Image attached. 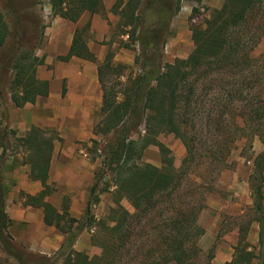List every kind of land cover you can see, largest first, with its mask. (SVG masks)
<instances>
[{"label":"trees","instance_id":"16d2710c","mask_svg":"<svg viewBox=\"0 0 264 264\" xmlns=\"http://www.w3.org/2000/svg\"><path fill=\"white\" fill-rule=\"evenodd\" d=\"M50 1L53 15L72 23L84 13L94 15L101 9V0ZM181 1L119 0L115 4L119 27L130 28L129 40L136 36L140 42L142 61L135 60L141 68L122 98L105 86L106 78L116 69L110 53L97 68L102 105L93 135L106 138L100 149V179L110 178L113 206L108 218L94 222L92 208L98 204L100 193L110 190L98 189L100 179L94 180L80 219L69 217L65 209L59 214L43 204L44 223L55 226L64 236L59 250L44 256L28 253L13 242L7 232L11 222L5 215L0 190V249L18 264H211L213 249L204 255L198 244L204 235L199 216L206 208L207 184L227 168L232 144L241 139L250 152L247 183L252 216L239 227V242L231 261L225 264H264V149L253 153L251 145L257 138L264 146V50L254 55L264 36V0H224L222 7L203 21V28L190 29L194 49L188 60L163 63L161 48ZM147 15L154 23L144 28ZM86 29L75 30L62 61L72 57L95 60L83 40ZM8 36V25L0 11V48ZM14 59L9 87L12 104L21 107L36 97H45L48 84L36 77L44 56L39 58L28 51L19 52ZM141 127L143 134L139 133ZM11 134L15 137L14 132ZM161 134H172L185 147L178 169L171 151L158 141ZM5 135L3 132L0 140L2 155ZM55 139L48 131L33 127L19 141L27 153L30 178L43 187L37 197H30L37 204L50 193L47 179ZM14 142L17 147L16 138ZM150 146L158 149L160 167L143 162ZM123 200L132 212L121 204ZM252 223L258 225L254 247L246 244ZM93 225L96 231L91 243L100 251L89 257L73 246Z\"/></svg>","mask_w":264,"mask_h":264},{"label":"rangeland","instance_id":"374dc122","mask_svg":"<svg viewBox=\"0 0 264 264\" xmlns=\"http://www.w3.org/2000/svg\"><path fill=\"white\" fill-rule=\"evenodd\" d=\"M126 1L123 0V3ZM43 2L44 0H0V11L5 16L9 29V36L5 44L0 48V140L4 132L6 135L2 143L6 148L3 155L5 157H11L19 151L15 146V137L11 134L15 130L9 118V111L13 108V104L9 100V87L12 78L10 67L13 64L12 62H14L13 59L19 52L32 51L39 58L46 56V54L48 55L50 39L63 23L56 16L53 26L49 27L46 24V20L43 18ZM118 2L119 0H102V10L100 9L98 14H96L101 22H87L84 26H80L79 21L76 23L71 22L68 28H70V32L73 31L74 33V30H82L87 26L83 34V40L89 44L94 54L101 55L103 58L109 53L111 54L112 67L116 69L114 73L109 74L106 78L105 86L107 89H113L118 94V97L122 98L121 94H123L124 89L129 86L130 81L137 76L139 68H141L140 64L135 65L134 62L138 60L141 63L142 59L138 51L141 52L142 48L140 42L135 40L136 36L132 39L133 41L129 40L128 34L132 32L130 28L121 29L119 27L120 17L118 11L114 9L115 4ZM223 3L224 0H202L200 3H196L193 0H182L179 4V11L171 20L170 34L166 39V43L161 48L162 62L175 64L188 60L194 49L190 29L193 27L203 28V21L209 18L213 10H219ZM153 23V17L147 15L144 28ZM138 30L139 28L137 32ZM134 35H137V33ZM263 50L264 36L254 55H260ZM51 60L50 64H44L37 68L36 76L44 78L49 76L50 71L55 72L57 68V63H55L57 61L56 57H53ZM77 66V68H81L80 65ZM85 78L89 84V76ZM78 90L79 88H77V92ZM96 112L93 111V114ZM78 113V111H70L69 116L64 115L57 118L50 113L48 120H52L55 125L48 128L50 130L49 134L56 138L55 143L59 145V151L63 149L68 150L73 153V157L77 161L93 165L83 167L85 172L83 169V173H81L82 177L88 178V174H90L89 181H91L93 173L94 180L100 179L102 160L100 149L105 145L106 138L90 134L92 127L86 125H83V127L73 126L71 121L77 119L73 117ZM95 117H97L96 119L99 118L96 115ZM73 133H79L78 137L74 138ZM139 133H144L143 127L139 129ZM158 141L171 151L174 160L173 165L178 169L186 154L182 142L172 134H161L158 137ZM244 144L245 141L243 139L232 144L227 158V168L221 171L213 182L207 184L206 208L199 216V225L204 229V235L198 244L204 255H207L213 249V258L218 246H225L227 244V246L229 245L234 248L240 238L238 233L239 227L245 226L252 216L250 213L252 201L250 199V205L247 204L250 196L247 197L245 187L242 185L244 193L239 195L231 193V188H229L235 182L237 183V180H245L250 174L251 163L247 159L250 152L245 150ZM95 145L98 148L96 153L94 152ZM251 145L253 153H259L264 149L263 144L257 138H254ZM0 155L2 154L0 153ZM143 162L160 167L158 149L150 146L144 153ZM91 167H93L92 170L88 171ZM98 183V189L109 187L110 190L100 193L99 203L92 208L91 215L95 223L98 220L108 218L109 214L107 216H104V214L113 206L111 197L113 188L110 186V178L106 176L100 179ZM121 204L132 212L126 201L123 200ZM95 231V225L84 230L91 244V250L89 251L91 256L97 255L94 254L96 250L100 251L97 246H93L91 243ZM257 232L258 229L256 230ZM246 244L250 247H254L257 244L255 239L251 240L250 231L247 234ZM251 249L249 248V250ZM0 264L2 263L0 262ZM211 264H213V259Z\"/></svg>","mask_w":264,"mask_h":264},{"label":"crops","instance_id":"0c3cea01","mask_svg":"<svg viewBox=\"0 0 264 264\" xmlns=\"http://www.w3.org/2000/svg\"><path fill=\"white\" fill-rule=\"evenodd\" d=\"M102 5L101 0V10ZM99 19L96 14L84 13L78 21L80 26H84L87 22L99 23L101 22ZM60 20L63 23L55 31V35H52L48 46L49 54H46L43 59V65H48L52 62L51 59L56 57L57 68L55 72L50 71L49 76L44 78L36 76L38 80L47 82V95L36 97L33 103H25L21 107L12 106L13 108L9 111V118L14 126V135L19 151L11 157L0 155V190L4 194L5 215L11 222L7 232L13 242L23 247L26 252L44 256L55 254L59 250L64 236L55 226L44 223L43 204L52 206L59 214H62L65 209L69 217L82 218L85 214L90 189L94 184V174L92 173L91 181H89L90 174H88V178L82 177L83 169L90 164L77 161L73 157V153L68 150L59 151V145H56L55 139L47 179L50 193L42 199L40 204H37L31 201L30 197H37L43 187L40 182L30 178L31 167L26 162L27 153L19 141L33 127L49 132L48 128L55 125L52 120H48L50 113L57 118L64 115L69 116L70 111L79 112L73 117L77 119L71 121L73 126L83 127L86 125L92 127L90 134H93V127L99 120V118L96 119L95 115L98 116L102 105V89L98 80L97 68L103 63L105 57L94 54L89 44L86 43L89 51L94 54V61L78 57L62 61L60 58L67 55L74 33L73 31L70 32V28H68L71 22ZM75 64L80 65L81 68H77L78 66ZM87 76H89V84L85 78ZM77 88H79V93ZM93 111L97 112L93 114ZM77 135L79 133H73L74 138H77ZM92 168H89L88 171H91ZM247 178L248 176L245 180H237V183L235 182L233 186L229 187L231 188L230 192L235 195L243 194V185L245 193L249 197ZM247 204L250 205V198ZM108 214L109 209L104 216ZM257 229L258 225L252 223L251 228H249L252 241L254 239L258 241ZM90 245L89 239L83 231L76 240L73 249L92 257L89 252L91 250ZM94 254L98 255L99 251L96 250ZM232 256V247L227 246V244L218 246L213 264L228 263ZM0 262L2 264H18L15 259L8 257L1 249Z\"/></svg>","mask_w":264,"mask_h":264},{"label":"built area","instance_id":"2783aa9c","mask_svg":"<svg viewBox=\"0 0 264 264\" xmlns=\"http://www.w3.org/2000/svg\"><path fill=\"white\" fill-rule=\"evenodd\" d=\"M43 18L46 20V24L50 27L54 25L56 16L52 14V6L50 0H44L43 2Z\"/></svg>","mask_w":264,"mask_h":264}]
</instances>
